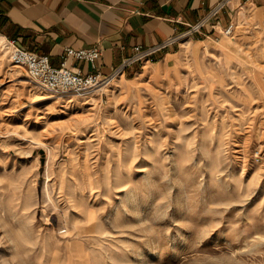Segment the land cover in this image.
I'll use <instances>...</instances> for the list:
<instances>
[{
  "label": "rangeland",
  "instance_id": "1",
  "mask_svg": "<svg viewBox=\"0 0 264 264\" xmlns=\"http://www.w3.org/2000/svg\"><path fill=\"white\" fill-rule=\"evenodd\" d=\"M233 9L84 97L0 34V264H264V0Z\"/></svg>",
  "mask_w": 264,
  "mask_h": 264
},
{
  "label": "crops",
  "instance_id": "2",
  "mask_svg": "<svg viewBox=\"0 0 264 264\" xmlns=\"http://www.w3.org/2000/svg\"><path fill=\"white\" fill-rule=\"evenodd\" d=\"M254 1L259 0H228L214 15L221 0H0V34L48 54L54 65L60 64L67 46L99 45L102 54L96 63L80 66L110 74L134 53V46L162 42L206 17L203 32H210L214 23L218 27L231 21L235 3Z\"/></svg>",
  "mask_w": 264,
  "mask_h": 264
},
{
  "label": "built area",
  "instance_id": "3",
  "mask_svg": "<svg viewBox=\"0 0 264 264\" xmlns=\"http://www.w3.org/2000/svg\"><path fill=\"white\" fill-rule=\"evenodd\" d=\"M227 2L228 0H221L218 6L212 10V13L214 15L217 14ZM207 20L208 17L191 26L192 28L201 27ZM231 26L232 23L228 25V31H230ZM185 33L186 31L181 32L147 47L134 46V53L125 58L119 70H123L136 60H151V55L154 52L169 47ZM5 40L7 47L10 49L11 59L18 64L24 65L35 81L55 93L84 97L92 94L102 84L107 82V75L100 70L84 71L80 66L81 62L96 63L102 54V49L99 45L89 47L67 46L60 54V64L54 65L48 54H41L22 47L17 44L15 39L9 36H5Z\"/></svg>",
  "mask_w": 264,
  "mask_h": 264
}]
</instances>
